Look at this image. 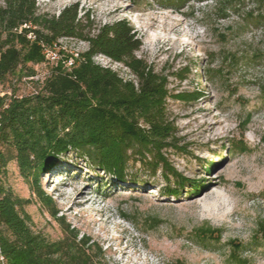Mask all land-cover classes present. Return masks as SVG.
<instances>
[{
    "label": "rangeland",
    "instance_id": "rangeland-1",
    "mask_svg": "<svg viewBox=\"0 0 264 264\" xmlns=\"http://www.w3.org/2000/svg\"><path fill=\"white\" fill-rule=\"evenodd\" d=\"M35 2L40 14L54 17L76 5L94 30L119 20L130 25L141 42L135 56L165 79L166 119L174 129L167 143L175 146L162 153L183 182L167 173L168 182L161 166L153 173L132 159L122 180L70 152L35 185L11 162L6 186L29 200L32 229L58 241L68 226L100 264H237L229 259L232 242L243 244L238 256L247 264H264V23L247 20V13H260L257 0H187L180 7L157 0ZM56 43L58 60L59 51L88 49L74 38ZM93 61L136 82L122 64L103 55ZM54 62L34 66L36 76H46ZM33 91V84L12 79L0 86V97ZM239 141L246 150L235 147ZM36 187L61 221L50 217ZM207 227L213 238L199 235Z\"/></svg>",
    "mask_w": 264,
    "mask_h": 264
},
{
    "label": "trees",
    "instance_id": "trees-1",
    "mask_svg": "<svg viewBox=\"0 0 264 264\" xmlns=\"http://www.w3.org/2000/svg\"><path fill=\"white\" fill-rule=\"evenodd\" d=\"M157 1L161 7H180L187 0ZM257 2L260 13L257 17L247 13V20L264 23V0ZM64 37L86 42L87 51L77 58L59 51L62 57L48 74L33 80L37 75L34 66L47 63L43 46L52 47ZM140 47V40L125 20L94 30L88 16L78 18L76 5L54 17L40 14L35 0H0V86L12 79L35 86L28 95L0 97V254L4 264H100L91 246L77 241L68 226L58 241H50L32 229L31 217L25 211L29 200L17 197L6 186L11 162L35 185L42 172L70 152L122 180L131 159L153 173L161 166L166 181L169 173L182 185L183 180L162 153L166 147L175 146L167 143L174 129L166 119L165 79L135 56ZM97 55L122 64L136 82L96 64L93 58ZM69 58L73 63L66 67ZM235 147L246 150L241 141ZM36 188L50 217L61 221L56 210L51 211V199ZM207 228L199 235L213 238L216 231ZM230 246V261L247 264V259L238 256L243 244L232 242Z\"/></svg>",
    "mask_w": 264,
    "mask_h": 264
},
{
    "label": "built area",
    "instance_id": "built-area-1",
    "mask_svg": "<svg viewBox=\"0 0 264 264\" xmlns=\"http://www.w3.org/2000/svg\"><path fill=\"white\" fill-rule=\"evenodd\" d=\"M57 43H54L52 45V47H47V46H43V54L45 56L46 62H53V61H57L58 60V55L54 54L53 50L56 47ZM49 48V51L47 50ZM73 58H77L78 55H72ZM73 63L72 58H69V60L66 63V67H70ZM36 78V79H35ZM40 78H38L37 76L33 77V80H38ZM0 264H4V259L0 254Z\"/></svg>",
    "mask_w": 264,
    "mask_h": 264
},
{
    "label": "bare ground",
    "instance_id": "bare-ground-1",
    "mask_svg": "<svg viewBox=\"0 0 264 264\" xmlns=\"http://www.w3.org/2000/svg\"><path fill=\"white\" fill-rule=\"evenodd\" d=\"M65 185H67V183H62L61 187L65 186ZM83 193H84L83 190H80L79 192H77V194L72 198V202L74 203L78 198H80L83 195ZM68 210H70V208H68Z\"/></svg>",
    "mask_w": 264,
    "mask_h": 264
}]
</instances>
